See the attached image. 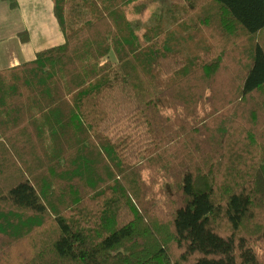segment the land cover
Listing matches in <instances>:
<instances>
[{"label": "trees", "instance_id": "obj_1", "mask_svg": "<svg viewBox=\"0 0 264 264\" xmlns=\"http://www.w3.org/2000/svg\"><path fill=\"white\" fill-rule=\"evenodd\" d=\"M51 2L0 68V264H264V0Z\"/></svg>", "mask_w": 264, "mask_h": 264}, {"label": "crops", "instance_id": "obj_2", "mask_svg": "<svg viewBox=\"0 0 264 264\" xmlns=\"http://www.w3.org/2000/svg\"><path fill=\"white\" fill-rule=\"evenodd\" d=\"M63 41L51 0H0L1 69L31 61Z\"/></svg>", "mask_w": 264, "mask_h": 264}, {"label": "rangeland", "instance_id": "obj_3", "mask_svg": "<svg viewBox=\"0 0 264 264\" xmlns=\"http://www.w3.org/2000/svg\"><path fill=\"white\" fill-rule=\"evenodd\" d=\"M180 7L182 8L183 4L177 2V0H154L152 6L142 16L129 13L128 19L131 21L134 31L138 34H141L145 27L153 25L155 19L160 15L165 21V27L169 28L179 14ZM106 59L112 62L116 60L112 53ZM157 104L163 112L167 113L169 111V105L165 98L158 97Z\"/></svg>", "mask_w": 264, "mask_h": 264}]
</instances>
